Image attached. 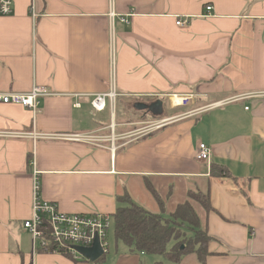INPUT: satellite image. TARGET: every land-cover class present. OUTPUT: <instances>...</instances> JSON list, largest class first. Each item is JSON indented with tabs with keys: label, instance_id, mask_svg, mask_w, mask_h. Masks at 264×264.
Segmentation results:
<instances>
[{
	"label": "crops",
	"instance_id": "crops-1",
	"mask_svg": "<svg viewBox=\"0 0 264 264\" xmlns=\"http://www.w3.org/2000/svg\"><path fill=\"white\" fill-rule=\"evenodd\" d=\"M30 5L0 14V94L47 92L37 113L0 103V264H174L120 242L98 263L34 255L23 228L32 161L42 199L63 213L114 226L125 192L164 219L190 202L209 238L204 264H264V0H35L36 18ZM112 91L96 111L92 97ZM171 95L193 99L174 108ZM157 102L169 112L136 108ZM200 144L210 163L196 160ZM214 164L233 178L213 177ZM191 192L209 198V212ZM179 264L202 263L190 254Z\"/></svg>",
	"mask_w": 264,
	"mask_h": 264
},
{
	"label": "built area",
	"instance_id": "built-area-1",
	"mask_svg": "<svg viewBox=\"0 0 264 264\" xmlns=\"http://www.w3.org/2000/svg\"><path fill=\"white\" fill-rule=\"evenodd\" d=\"M15 0H0V14L4 16L13 13ZM212 7H206L207 15L212 12ZM30 12L33 18H36L35 0H31ZM111 17L116 15L111 13ZM122 22L129 24L128 16L121 18ZM191 24L189 18H178L176 25L186 28ZM47 95L45 89L34 87L27 94L5 93L0 94V103L6 105H20L34 113L40 109V99ZM118 95L112 91L105 94H97L92 97L91 105L96 111H104L107 107V101L115 100ZM193 97L190 95H171L170 102L174 108L187 107ZM76 104V107H80ZM249 108H246L248 110ZM166 121L158 123L157 128L163 126ZM59 138H68L70 140L80 141L79 135ZM211 150L205 144H200L196 153V160L199 162L210 163ZM33 167V204L32 213L29 219L23 223L24 229L31 237L32 251L37 254H59L69 257L75 261L86 260L77 252V247L91 248L98 238L104 250V255L108 253L107 239L112 227V218L107 215L89 214L76 215L67 214L60 211L58 204L48 202L42 199L40 174L36 170L35 162ZM87 261V260H86Z\"/></svg>",
	"mask_w": 264,
	"mask_h": 264
},
{
	"label": "trees",
	"instance_id": "trees-1",
	"mask_svg": "<svg viewBox=\"0 0 264 264\" xmlns=\"http://www.w3.org/2000/svg\"><path fill=\"white\" fill-rule=\"evenodd\" d=\"M211 175L216 178H233L226 167L215 164L211 166ZM153 194L160 204H163L154 191ZM204 197L206 199H203ZM189 198L199 203L205 211H210L211 204L207 196L191 192ZM118 203L119 208L113 215L116 242L124 244L134 252L163 256L174 264H179L184 256L190 254L197 255L201 263H205L209 238L206 230L203 234H199L202 226L201 218L190 202L179 206L168 219H164L162 215L152 214L132 202L126 192L118 197ZM186 226L194 231L195 236L186 238L183 231ZM173 242L176 244L169 249ZM106 255L99 261L104 260Z\"/></svg>",
	"mask_w": 264,
	"mask_h": 264
},
{
	"label": "water",
	"instance_id": "water-1",
	"mask_svg": "<svg viewBox=\"0 0 264 264\" xmlns=\"http://www.w3.org/2000/svg\"><path fill=\"white\" fill-rule=\"evenodd\" d=\"M156 104H162L161 102H157ZM138 110L149 109L155 115H162V108H158L156 106H146L143 104H138L136 106ZM77 252L80 253L88 262L95 263L99 261L104 256V250L100 244V240L97 238L95 240L94 245L91 248H83L77 247Z\"/></svg>",
	"mask_w": 264,
	"mask_h": 264
},
{
	"label": "rangeland",
	"instance_id": "rangeland-1",
	"mask_svg": "<svg viewBox=\"0 0 264 264\" xmlns=\"http://www.w3.org/2000/svg\"><path fill=\"white\" fill-rule=\"evenodd\" d=\"M151 106H156L158 108H164V110L168 113L169 112V108L170 106L167 104V103H162L161 105L160 104H156V103H152ZM183 108V107H182ZM183 109H176L175 111H172L171 113H176V112H179V111H182ZM157 118H154V120H156ZM203 199H206V197H204ZM194 207L198 210L199 213H201V210H200V207L198 205H194ZM201 215V214H200ZM204 225L201 226V232L199 234H203L204 233ZM24 228V227H23ZM25 230V229H24ZM26 231V230H25ZM187 234H190V232H187ZM192 234V235H191ZM190 235L191 236H195L194 233H191ZM107 245H108V249H109V255L110 256H113L115 255L116 253H120L121 250H117V242L115 241V238H114V226L111 227L110 231H109V234H108V239H107ZM119 247H123L121 246V244L118 245ZM109 255H106V257H108ZM98 263V262H97Z\"/></svg>",
	"mask_w": 264,
	"mask_h": 264
}]
</instances>
